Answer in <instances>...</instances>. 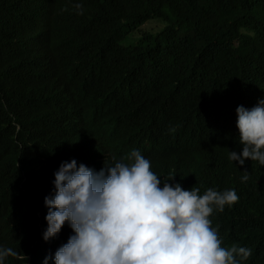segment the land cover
<instances>
[{
    "label": "clouds",
    "instance_id": "clouds-1",
    "mask_svg": "<svg viewBox=\"0 0 264 264\" xmlns=\"http://www.w3.org/2000/svg\"><path fill=\"white\" fill-rule=\"evenodd\" d=\"M121 1L12 0L20 30L0 47V95L23 87L40 108L0 120V264H250L249 228L217 223L239 191L203 180L234 161L264 165V95L246 76L235 82L239 99L220 106L234 142L205 128L212 105L196 94L132 82L114 99L102 66L78 54L76 30L111 38L110 67L127 73L165 28L131 0L102 14Z\"/></svg>",
    "mask_w": 264,
    "mask_h": 264
},
{
    "label": "trees",
    "instance_id": "trees-1",
    "mask_svg": "<svg viewBox=\"0 0 264 264\" xmlns=\"http://www.w3.org/2000/svg\"><path fill=\"white\" fill-rule=\"evenodd\" d=\"M69 1L81 5L96 0ZM125 1L104 5L102 14L122 8ZM11 4L12 0H0V47L13 41L9 31L20 30L9 15ZM130 7L142 20L160 19L165 24L161 31L148 35L147 57L131 72L110 67L111 38L96 40L91 30H76L82 60L97 63L106 72L104 89L114 99L128 96L132 82L146 93H152V84L161 83L177 96L196 94L212 105L205 128L234 142L239 134L237 124H229L220 106L227 95L239 99L234 88L241 76L254 82L250 86L253 97L264 95V0H131ZM22 13L27 18L28 11ZM38 108L40 104L26 88L0 95L2 123ZM244 171H248L247 181H242ZM203 182L222 189L237 188L239 201L227 214L218 216L217 223L225 227L240 220L246 225L252 253L248 263L264 264V165L230 162L220 176Z\"/></svg>",
    "mask_w": 264,
    "mask_h": 264
},
{
    "label": "rangeland",
    "instance_id": "rangeland-1",
    "mask_svg": "<svg viewBox=\"0 0 264 264\" xmlns=\"http://www.w3.org/2000/svg\"><path fill=\"white\" fill-rule=\"evenodd\" d=\"M162 25L159 22H152L148 25L149 28H159Z\"/></svg>",
    "mask_w": 264,
    "mask_h": 264
}]
</instances>
